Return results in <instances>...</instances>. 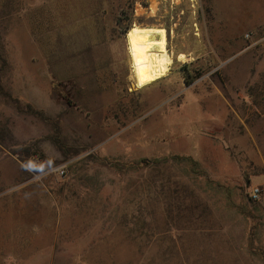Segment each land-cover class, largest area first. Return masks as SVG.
<instances>
[{
    "label": "rangeland",
    "instance_id": "rangeland-1",
    "mask_svg": "<svg viewBox=\"0 0 264 264\" xmlns=\"http://www.w3.org/2000/svg\"><path fill=\"white\" fill-rule=\"evenodd\" d=\"M0 264H264V0H0Z\"/></svg>",
    "mask_w": 264,
    "mask_h": 264
},
{
    "label": "bare ground",
    "instance_id": "bare-ground-1",
    "mask_svg": "<svg viewBox=\"0 0 264 264\" xmlns=\"http://www.w3.org/2000/svg\"><path fill=\"white\" fill-rule=\"evenodd\" d=\"M134 88L142 89L167 77L174 64L165 29L133 26L127 34ZM180 60L185 55L178 56Z\"/></svg>",
    "mask_w": 264,
    "mask_h": 264
},
{
    "label": "crops",
    "instance_id": "crops-1",
    "mask_svg": "<svg viewBox=\"0 0 264 264\" xmlns=\"http://www.w3.org/2000/svg\"><path fill=\"white\" fill-rule=\"evenodd\" d=\"M127 34H128V33H127ZM126 36H127V35H126ZM126 38H127V37H126ZM127 44H128V42H127ZM128 51H129V50H128ZM129 57H130V56H129ZM164 78H165V77H164ZM133 79H134V78H133ZM162 79H163V78H162ZM159 81H160V80H159ZM157 82H158V81H157ZM155 83H156V82H155ZM155 83H153V84H155ZM153 84H151V85H153ZM149 86H150V85H149ZM146 87H148V86H146ZM136 89H137V88H136ZM142 89H143V88H142ZM184 262L187 263L186 260H184Z\"/></svg>",
    "mask_w": 264,
    "mask_h": 264
},
{
    "label": "built area",
    "instance_id": "built-area-1",
    "mask_svg": "<svg viewBox=\"0 0 264 264\" xmlns=\"http://www.w3.org/2000/svg\"><path fill=\"white\" fill-rule=\"evenodd\" d=\"M257 195H258V191H256V193H254V197H257Z\"/></svg>",
    "mask_w": 264,
    "mask_h": 264
}]
</instances>
